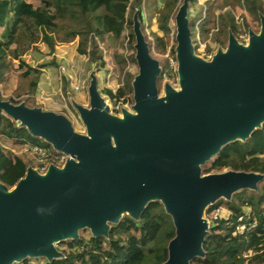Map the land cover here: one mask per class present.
I'll return each instance as SVG.
<instances>
[{
  "label": "water",
  "instance_id": "95a60500",
  "mask_svg": "<svg viewBox=\"0 0 264 264\" xmlns=\"http://www.w3.org/2000/svg\"><path fill=\"white\" fill-rule=\"evenodd\" d=\"M189 0L176 15L179 88L164 83L136 10L132 111L112 113L90 74L89 106L72 105L86 127L76 131L63 113L14 103L0 93V110L19 127L69 155L46 173L28 165L13 187L0 181V264L28 258H64L57 247L80 238L109 236L124 214L139 220L149 202L160 201L172 217L175 236L164 264H192L204 257L208 208L242 189L257 190L264 174L229 169L204 173L203 166L228 143L246 141L264 123V14L259 32L242 43L230 31L228 45L211 59L196 53Z\"/></svg>",
  "mask_w": 264,
  "mask_h": 264
},
{
  "label": "trees",
  "instance_id": "16d2710c",
  "mask_svg": "<svg viewBox=\"0 0 264 264\" xmlns=\"http://www.w3.org/2000/svg\"><path fill=\"white\" fill-rule=\"evenodd\" d=\"M35 5L31 0H0V83L3 94L9 95L14 103H20L14 97L22 94L20 86H14L15 72L19 77L32 70L29 88L38 86L40 70L48 66L40 63L33 67L24 59L30 50H39L43 43L52 55L50 63L57 65L56 46L58 42H71L79 37L78 51L88 55L92 62L100 61L105 65L104 50L98 45L100 40L110 46L108 39L120 40L127 28H130L128 45L134 49L135 35L133 32V15L139 11L143 31L147 19L143 0H37ZM183 0H162L158 2L160 12L159 28L164 35L154 31L156 45L164 52L168 48L171 28L169 21L176 13ZM197 0H189L195 3ZM232 0H223L215 5V0L208 1L209 8L203 30L210 28L206 24L211 21L212 9H222ZM243 2L251 16L260 19L264 14V0H239ZM70 17L76 27L59 32L62 26L58 19ZM220 33L232 31L236 37L240 33V25L230 11L218 14ZM196 29L195 21L191 27ZM218 43L224 44L225 38L215 37ZM173 55L175 50L173 47ZM197 50V47H196ZM113 61L117 70L123 72L126 58L122 53H113ZM17 61V62H15ZM163 69L161 78L163 77ZM14 89V90H12ZM103 93L115 104L129 102L133 93L132 79L129 75L123 85L116 91L105 87ZM0 135L12 140L15 145L47 142L32 136L25 127H19L11 117L0 110ZM29 163L22 156L13 153L0 142V181L13 187L27 171ZM229 169L264 174V123L256 129L246 141H234L223 146L221 151L204 167V173L223 172ZM224 206L230 213L212 220L209 233L204 241V257H196L192 264H264V179L257 190L242 189L235 192L230 200L220 199L211 205L207 213ZM246 208L250 209L249 212ZM246 226L243 232L240 225ZM175 236V226L172 217L166 212L160 201L149 202L140 219L125 215L112 224L109 236L89 237L80 233V238L63 241L64 258L53 260L46 264H164L168 259V244ZM138 247L140 253L130 254L129 248ZM249 254V255H247ZM15 264H35L31 259H25Z\"/></svg>",
  "mask_w": 264,
  "mask_h": 264
},
{
  "label": "rangeland",
  "instance_id": "374dc122",
  "mask_svg": "<svg viewBox=\"0 0 264 264\" xmlns=\"http://www.w3.org/2000/svg\"><path fill=\"white\" fill-rule=\"evenodd\" d=\"M35 5H39L37 0H31ZM208 1L212 0H197L195 3H190L189 7V19L191 22L195 21L196 29L191 27L192 36L194 40V44L196 43V32L197 27L200 28L201 40L206 43V51L207 49L213 52H216L218 48L225 49L228 45L229 32L228 34L220 33V24L218 14L219 12H228L230 11L232 15L235 17L236 22L240 25V33L237 37L240 42L246 43L244 38L241 36L242 32L245 30V33H249V30H254L259 32L261 29V21L260 19H256L249 14L246 10L243 2L239 0H232L230 5L222 8L215 9L213 6L211 21L206 24L207 28H210V31L207 33L203 30V25L205 23V19H203L204 12L207 13L209 4ZM215 5L217 3H222L223 0H215ZM159 3L162 0H143V8L145 9V17L147 19L145 25V35L147 40L150 43L151 53L153 57L158 59L161 63L162 69L167 70L169 68L168 62V52H170V56L173 54V47L177 45L176 41V23H175V14L172 15L169 26L171 28V32L169 34V43L166 51H160V48L155 43L154 31L160 33V35H164L163 31L159 28V17L157 14L160 12ZM183 3V1H182ZM181 3V4H182ZM180 4V5H181ZM177 12V11H176ZM59 25L62 26L61 31L59 32L60 36H63L65 30L76 27L75 21L70 17H65L63 19H58ZM217 23L219 24V30H213L216 28ZM243 30V31H242ZM130 28H127L124 32V35L120 40H115L112 37L108 39L110 46H106L105 43H102L100 40L98 41V45L104 50V59L105 65H102L100 61L92 62L88 55H84L79 53L78 46L80 42V38L77 37L71 42H58L56 46V61L57 65H52L50 61L52 60V55L48 54V49L45 44H39V50H30L23 57L26 61H28L33 67H37L40 63H47L44 69L40 70V81L37 87L29 88L30 79L33 77L31 74L32 70H28L24 72L22 77L18 76V73L15 72L16 78L14 79L16 83L14 86L19 85L22 94L20 97L17 93L13 92L11 97H14L18 101H25L28 105H39L44 109H50L56 111L58 113L65 114L73 123L76 131L80 133L86 132V127L79 118V114L77 110L72 105V100L74 99L78 103H81L85 106H89V94L88 87L90 84V74L95 72L98 77V87L105 97L106 101L110 105V109L112 113L118 114L122 116V108H126L132 111V105L134 104V92L130 95L131 100L129 102H120L115 104L107 96L103 93V89L105 87H110L116 91L119 86L123 85L125 78L127 75L133 80L135 75L139 72V66L137 60L135 58L136 50L131 49L128 45V36H129ZM213 33L212 38L209 39L210 34ZM244 33V32H243ZM220 35L225 38V43L221 44L215 40V37ZM135 44V42H134ZM197 45V44H196ZM195 45V46H196ZM134 46V45H133ZM122 53L123 56L127 59L126 66L123 72H120L116 68V64L113 61V53ZM199 54L201 52L199 51ZM17 62V61H15ZM65 69V70H64ZM170 82L174 87L179 88V80L178 74L171 73L167 78H159V90L160 95H164V83ZM74 85H79L81 87V91H76ZM2 84L0 83V93L4 99H9V95L3 94ZM14 90V89H12ZM42 140V139H41ZM44 141V140H43ZM1 144L12 150L13 153L22 156L26 159L30 164H35L34 160L31 156L24 151L22 145H15L12 140L7 137L0 135ZM42 146H46L44 143H37ZM49 144V143H47ZM51 146L52 145H48ZM211 161V160H210ZM208 161V162H210ZM207 162V163H208ZM207 163L203 166L207 165ZM222 207V212L220 215H227L230 211ZM246 211L249 212L250 209L246 208ZM127 214H124V216ZM205 216L210 220V226L212 225L211 215L208 213ZM85 233V236L89 237L91 231L89 229L81 230L80 233ZM57 247L63 251L65 246L62 243H57ZM128 252L130 254L140 253L141 249L138 247L129 248ZM35 264H46L45 258H29Z\"/></svg>",
  "mask_w": 264,
  "mask_h": 264
},
{
  "label": "built area",
  "instance_id": "2783aa9c",
  "mask_svg": "<svg viewBox=\"0 0 264 264\" xmlns=\"http://www.w3.org/2000/svg\"><path fill=\"white\" fill-rule=\"evenodd\" d=\"M206 12H204L203 14V19H205L206 16ZM218 19V18H217ZM213 30H219V24L217 23L216 28ZM243 31V30H242ZM244 32V33H243ZM242 32V37L244 38L245 42H248L249 39V33H245V30ZM213 33L210 34V38H212ZM197 44V45H196ZM195 49L197 47L196 53L206 59H211L213 54L215 52L210 51L207 49L206 51V43L202 42L201 40V33H200V28L199 26L197 27V32H196V43H195ZM199 51L201 52V54H199ZM168 62H169V68H167V70H165V72L163 73V77L167 78L168 76H170L171 73H177V67H178V62L176 59V53L170 56V52H168ZM127 58V57H126ZM65 70V69H64ZM75 90L76 91H81V87L79 85H74ZM24 148V151L27 152L31 158L34 160L35 164H30L32 165L35 169L38 170V172L40 173H46L49 166L51 164H55L57 166H64V164L66 163L69 155L56 150L55 148L51 147V146H42L36 143H27L22 145ZM222 212V207H218L215 210L212 211L211 214V220L213 219H217L220 215V213ZM246 226L244 224L240 225L238 227V230L240 232H243L245 230ZM249 255V254H247Z\"/></svg>",
  "mask_w": 264,
  "mask_h": 264
},
{
  "label": "crops",
  "instance_id": "0c3cea01",
  "mask_svg": "<svg viewBox=\"0 0 264 264\" xmlns=\"http://www.w3.org/2000/svg\"><path fill=\"white\" fill-rule=\"evenodd\" d=\"M30 106H39V105H30ZM50 110V109H49Z\"/></svg>",
  "mask_w": 264,
  "mask_h": 264
}]
</instances>
